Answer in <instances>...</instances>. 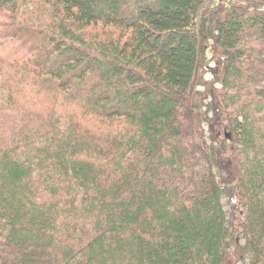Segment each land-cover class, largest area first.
Masks as SVG:
<instances>
[{"label":"trees","instance_id":"obj_1","mask_svg":"<svg viewBox=\"0 0 264 264\" xmlns=\"http://www.w3.org/2000/svg\"><path fill=\"white\" fill-rule=\"evenodd\" d=\"M0 39V264H264V0H0Z\"/></svg>","mask_w":264,"mask_h":264},{"label":"rangeland","instance_id":"obj_2","mask_svg":"<svg viewBox=\"0 0 264 264\" xmlns=\"http://www.w3.org/2000/svg\"><path fill=\"white\" fill-rule=\"evenodd\" d=\"M17 42L13 41V40H7V39H0V54L1 55H6V54H9L10 50L12 51L13 49L16 48L17 46ZM207 57H210V54H211V51L210 50H207ZM209 67H213L214 66V61H210L209 64H208ZM205 79H212V74L211 73H207L205 75ZM216 87H218V84H215ZM201 89V88H200ZM209 98L205 99V103L209 102ZM207 115L210 117L211 116V112H208ZM205 122V121H204ZM207 123V122H206ZM204 127H207V124H204ZM207 135V133H206ZM222 203H223V206H224V209H228V204H227V198L226 197H223L222 198Z\"/></svg>","mask_w":264,"mask_h":264}]
</instances>
